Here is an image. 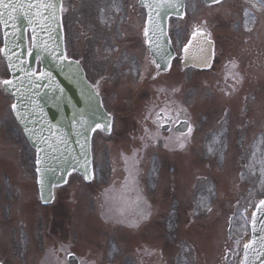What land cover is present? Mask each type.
Segmentation results:
<instances>
[{"label":"rangeland","instance_id":"374dc122","mask_svg":"<svg viewBox=\"0 0 264 264\" xmlns=\"http://www.w3.org/2000/svg\"><path fill=\"white\" fill-rule=\"evenodd\" d=\"M112 1V6H121L122 0ZM65 5L67 7L65 20L73 37L70 44L76 52L84 55L87 50L86 66L91 76H95L97 73L92 67V60L96 56L92 58V39L89 44L83 40L91 22L87 15L83 18L77 15H81L86 6H92V0H67ZM231 5V3L225 4V6ZM187 6L191 7L188 18L175 20L172 25L177 47L181 40L185 39L181 31L187 30L190 24L188 20L194 19L200 23L203 17L207 16L214 26L216 38L222 43L223 52L221 53L220 47L219 58L225 62H232L237 56L240 45V39L238 41L233 34L234 29L231 31L230 27L233 15L227 16V19L221 22V19L215 15L218 7L204 10L201 0H187ZM236 6L249 7L252 13H255L256 8L262 5L260 0H241ZM227 10L229 9L226 8L224 12H228ZM256 20L255 32L259 33L260 28L264 26V6L256 13ZM262 20L263 24H260ZM262 35L264 33H259L257 38L255 56L256 62L260 64L264 61ZM98 44L103 46V43ZM118 55L119 53L114 56ZM108 63V61L101 63L100 68H104ZM219 65L218 61L215 69L204 74L205 76H202V73L191 75L188 71H183L179 61H176L169 75L160 77L154 82H145L144 88L135 86L133 82L132 99L123 107L116 104L119 98L116 100L111 93V82L102 87L107 93L109 107L115 108L119 115L124 114V116L117 117L123 119L118 123L122 134L118 137L112 135L109 139L103 137L108 141L103 145V154L102 147L97 145L98 159L101 157L106 162L111 159L116 174L115 177L113 176L114 179L118 173L115 186H119L126 161L122 158L121 152L130 156L133 149H138L135 156L139 162L136 165L139 169L137 180L141 192L149 199L146 200L147 204L154 205V214L151 218L153 225L150 231L143 229L137 235L119 226L104 224L102 215L98 213L102 197L100 194L104 188L112 186L111 182L108 183L113 178L109 171L111 165H104L102 170L99 169L98 181L89 186L79 177L73 176L68 189L59 194V200L54 206L73 208L77 205L74 224L77 242L75 248L80 250L81 255L85 256L81 258L88 263L99 262L98 249H96L98 247L94 246V248L92 243L96 245L98 239H102L99 252L104 248L108 252L107 248L111 249L112 245L114 250L117 248V242L123 240L131 247V258L146 261L148 258L142 255L149 256L148 252L152 247L156 254H151L146 264H166L163 259H158L156 250L158 246L154 245L163 237V243L169 245L164 246V259L168 264H240L243 245L249 236V211L264 194V68L257 66L255 80L250 81L252 84L245 80L239 88L236 82L225 80L222 82L223 87H219L217 83V81L221 82ZM8 76V70L0 59V81ZM127 80L132 83L130 78ZM117 83L118 81L114 82ZM160 85L165 90L161 89V92L156 94ZM202 87L204 88L201 93L198 90L196 93L188 92V98L194 99L192 106L186 97L187 90ZM250 92L255 97L246 98ZM157 96L159 97L156 98ZM158 99H160L159 104L153 105ZM164 100H168L169 107L181 109L186 104L194 109L191 114L192 122H195L196 127L193 135L186 139L183 148L174 149L172 152L162 149V146L164 148L165 143L169 144V141L157 142L142 138L145 127L155 131V126L151 124V120H145V116L149 110H159L164 107L161 104ZM12 102L11 97L3 92L0 84V259L8 264H22L25 238L20 231V221L24 220L31 229L30 222L34 221L36 216L43 214L47 222V217L55 213H49L50 209L47 208L43 211L37 202L35 174L31 160L33 154L20 135L19 128L10 113ZM200 105L203 106L200 108ZM178 112L188 116L184 111ZM162 132L161 136H167V133ZM167 147L171 148V145ZM155 172L158 174L154 175ZM35 205L41 211L35 208ZM58 209H54V212ZM158 209L161 213L157 216ZM68 212L69 210H67L68 220L73 221ZM60 220L58 219L61 223ZM231 222L232 232L228 235ZM35 225L37 223L33 224ZM62 230V225L59 231L56 230L57 239L69 243L71 250H76L72 243L74 226L71 225L70 231L67 232L64 226V233ZM139 237L140 245L132 247L131 244L136 243L133 238ZM51 240L46 241L45 247L53 243ZM85 242L86 247L82 248ZM5 245H7L6 252L1 249ZM120 245L124 246L123 253L121 254L120 249L116 250L114 260H118L117 264H121V260H123L122 264H126L127 261L124 259L130 257V252L126 253L129 251V246L118 242V248ZM40 252L38 255L39 248L33 241L25 264H35L37 255V264H39L43 250ZM229 252L232 255L227 259ZM107 259L108 256L105 254L101 264H107Z\"/></svg>","mask_w":264,"mask_h":264},{"label":"water","instance_id":"95a60500","mask_svg":"<svg viewBox=\"0 0 264 264\" xmlns=\"http://www.w3.org/2000/svg\"><path fill=\"white\" fill-rule=\"evenodd\" d=\"M29 2L37 4L40 0H18L17 3L12 2V4L14 6H16L15 4H22L23 12H28V18L25 17V20L27 21V26L31 28L32 34H34L33 26L37 24L38 36H33L34 43H42L46 37L48 42L53 41L54 38L47 35L56 31H58L59 35L61 34L60 12L58 13L57 21L43 19L49 13L42 8L39 9L42 15L40 17H34L33 14L37 9L33 8L29 10L27 7ZM5 3H7V0H5ZM0 11L4 12L3 21H7L9 25L8 27L4 26L5 33L8 31V34L5 39L3 55L9 64L10 55H13L12 57L15 55V63L20 64L18 56L21 55L24 48L25 34H19L25 28H21V20H15V18H22H14L15 11L13 12L11 7L8 9L0 7ZM10 16L13 19H9ZM29 20H32V23H29ZM12 25H15V27H12ZM22 38L23 40L21 41L20 39ZM16 42L19 43V47L16 45ZM47 45L49 46V44ZM59 46L62 52L63 46L61 42H59ZM16 52H19V54H15ZM35 58V54H33L31 63L25 61L26 66L24 68L33 70ZM47 58L48 62L46 68L45 66L43 67V71L51 73L53 71V58L51 56H47ZM56 62L60 63L59 61ZM196 63L199 64V61ZM11 64L15 66L10 68L13 82L23 81V86L20 87L19 91L16 89H7V91L13 94L15 104L19 106V111L24 115L22 120H17L25 130L32 144L38 148L39 156L41 155L39 159L44 161L43 164H37L38 168L55 169V171L38 172L42 193L44 195L49 193V196H51L52 186L63 183L71 171H78L84 177L88 175V179H90L92 175V158L90 152V135L92 131L85 132L83 136L77 135L76 133L77 131L84 132V128L80 124L81 121L103 123L105 113L101 112L102 108H100L98 100L91 94V90L83 78L81 69L75 62L65 61L62 64L66 65L68 70L56 75L51 80L37 79L36 76H33L32 80L36 85H39V87H35L33 83H29L24 73L19 70L21 66H16L14 62H11ZM161 64L163 67H166L168 62L162 61ZM201 65L199 64L198 66ZM4 87L6 89V86ZM21 93H23V96H21ZM81 93L87 98H80ZM14 114L16 116L15 112ZM97 115L102 116L103 120H99ZM84 127H87V124ZM85 137H87V140H85ZM44 141H47V143ZM52 149H55L56 152L49 156L48 152ZM86 157L88 161L87 173L80 166L85 162ZM41 180H43V184ZM261 215L262 208H260L256 216L255 227L257 231L255 233L253 232L254 238L252 240L257 241L253 245L255 251L252 249L248 250L247 264H264V256L257 258V253L264 251V249L259 247L258 243L261 237H264V231H261V229H264V223H262L264 219Z\"/></svg>","mask_w":264,"mask_h":264},{"label":"snow or ice","instance_id":"6c2138e0","mask_svg":"<svg viewBox=\"0 0 264 264\" xmlns=\"http://www.w3.org/2000/svg\"><path fill=\"white\" fill-rule=\"evenodd\" d=\"M207 3L212 4V3H220V0H206ZM142 6L148 9V21L144 27V37H145V43L149 45V50L154 53L155 56L159 57L160 60L169 62L171 57V53L168 52L167 46L165 44V40L167 38V30L166 27L161 23L162 20L166 19L168 15L171 13H175L178 16L183 15L181 12V9L184 7L182 0H142ZM0 7L4 9H8L11 7V10L14 12L16 11V6L12 4V0H9L8 3H5V0H0ZM22 7V5L20 6ZM28 9L31 10L33 8H36L37 11L33 14L34 17H40L42 13L39 11V9H44L48 11L49 15L44 16L43 19L45 20H51V21H57L58 20V13L62 11H66L62 7L61 0H40L39 3L33 4L31 2L28 3L27 5ZM3 16L4 12L0 11V22L4 24L5 27H8L7 21H3ZM26 18L27 15H26ZM9 19H13V17H9ZM29 23H32V20H29ZM12 27H15V25H12ZM7 35V33H5ZM193 35H197V33H193ZM33 49H40V51L35 52V57H36V63H43L44 59L47 56H51L53 60L59 61L61 64L64 63L65 61L68 60V57L65 53L60 52L58 49V46L56 48H49L47 43L45 42L42 45H37L33 44ZM0 51H4V49H0ZM184 51L187 52L188 48L185 46ZM202 52V62L206 67H211L210 61L212 59L213 53L211 52L210 48L205 49L201 48ZM33 50L28 51V56H33ZM9 60L11 61V57H9ZM22 64L25 63L24 61L21 62ZM76 64H79V61H75ZM151 63L156 64V67L159 69L160 64L156 63V60H152ZM170 66V63H169ZM9 67H15L11 63L9 64ZM235 67V65H233ZM20 71L24 73V76L28 79L29 83H33L35 87H39V85H36L34 81L32 80L33 76H36L37 79H49L51 80V73L48 71H43L39 72L38 74L36 71L33 70H27L23 67L19 68ZM0 84H3L6 86L7 89H16L19 91L20 87L23 86V81H18L17 83H14L12 79H5L0 81ZM21 96H23V93H21ZM12 110L16 113L17 119H23L24 115L19 111V106L17 104H13L11 106ZM97 118L99 120H103L102 116L97 115ZM145 120H151V124L155 126V131L152 130L150 127H145L144 128V137L142 138H148L152 140H158L161 139V132L162 130H166L169 133H174V128L169 126L165 128V125H178L180 123L179 121V112L173 113L169 106L165 105V107L159 108V110H149L148 114L144 118ZM183 123H187L184 121ZM81 127L84 128V132L77 131V135L83 136L85 132L88 131H96L97 129H100L101 131H104L105 128L107 127L108 130H110L111 125L108 123L107 125L97 123V122H92L89 123L87 121H81L80 122ZM87 124V127H84V125ZM192 132V128L189 126L187 128V134L190 135ZM182 138H186L185 133L181 131L179 133V136L176 137L177 141H181ZM170 139V137H169ZM85 140H87V137H85ZM47 143V141H44ZM181 148L184 147V144L181 142L179 144ZM82 147H84L82 145ZM165 147H167V144H165ZM211 150V149H210ZM38 164H43L44 161L40 160L38 158L37 160ZM88 161L87 157L85 158V162L82 163L80 166L85 169V173L88 172V167H87ZM38 172H46V171H55V169H37ZM89 176L85 175V179H88ZM41 183L43 184V180H41ZM261 205H264V200L260 201ZM256 216L253 214V228L252 231L255 233L257 231L255 224H256ZM264 223V221H262ZM261 231H264V229H261ZM256 240L249 241L248 243L244 244V249H245V260L242 261V264H247V256H248V250L252 249L255 251L253 248V245L256 244ZM259 243V247L261 249H264V237H261ZM70 256H72L71 253H69ZM260 256H264V251L258 252L257 253V258Z\"/></svg>","mask_w":264,"mask_h":264},{"label":"flooded vegetation","instance_id":"af4514ba","mask_svg":"<svg viewBox=\"0 0 264 264\" xmlns=\"http://www.w3.org/2000/svg\"><path fill=\"white\" fill-rule=\"evenodd\" d=\"M129 173H131L132 171L127 167V169H126Z\"/></svg>","mask_w":264,"mask_h":264}]
</instances>
